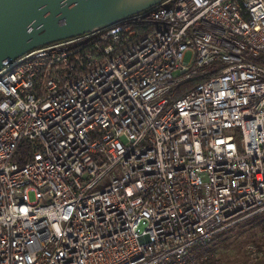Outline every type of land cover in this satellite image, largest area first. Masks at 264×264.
Returning <instances> with one entry per match:
<instances>
[{"label": "built area", "instance_id": "2783aa9c", "mask_svg": "<svg viewBox=\"0 0 264 264\" xmlns=\"http://www.w3.org/2000/svg\"><path fill=\"white\" fill-rule=\"evenodd\" d=\"M263 212L264 0H164L0 71V264H205Z\"/></svg>", "mask_w": 264, "mask_h": 264}, {"label": "water", "instance_id": "95a60500", "mask_svg": "<svg viewBox=\"0 0 264 264\" xmlns=\"http://www.w3.org/2000/svg\"><path fill=\"white\" fill-rule=\"evenodd\" d=\"M124 0H0V71L46 45L94 32L162 3Z\"/></svg>", "mask_w": 264, "mask_h": 264}, {"label": "rangeland", "instance_id": "374dc122", "mask_svg": "<svg viewBox=\"0 0 264 264\" xmlns=\"http://www.w3.org/2000/svg\"><path fill=\"white\" fill-rule=\"evenodd\" d=\"M191 58V53L187 54V61ZM31 200H34L31 194ZM243 222V221H242ZM224 238L227 239L226 244H219L212 241L209 248L212 251L211 257L216 260L217 264H249L254 258V252H264V232L254 224H248L241 227L234 226L226 230ZM205 248H197L196 252H203Z\"/></svg>", "mask_w": 264, "mask_h": 264}, {"label": "trees", "instance_id": "16d2710c", "mask_svg": "<svg viewBox=\"0 0 264 264\" xmlns=\"http://www.w3.org/2000/svg\"><path fill=\"white\" fill-rule=\"evenodd\" d=\"M147 26H150V24L146 23V24H138V30L141 32V33H144L147 29ZM202 80H197L195 82H191V83H188L185 85V87L183 88V91L182 92H186L188 89H191L193 88L195 85H197L198 83H200ZM248 224H254L256 227H259L261 229L262 232H264V212L263 213H259V214H256V215H253L251 216L250 218L244 220L243 222H239L238 224H236L235 226H244V225H248ZM233 232L229 231V232H222L220 234H218L215 238H214V241H217L219 244H226V241L227 239L224 238V236L226 234H231ZM261 254L264 253L262 251H260ZM204 254H207V256L209 257L208 258V261L205 263V264H217L216 263V260L211 257V254H212V251L209 247H205V250L202 252H199V255L200 256H203Z\"/></svg>", "mask_w": 264, "mask_h": 264}, {"label": "bare ground", "instance_id": "6f19581e", "mask_svg": "<svg viewBox=\"0 0 264 264\" xmlns=\"http://www.w3.org/2000/svg\"><path fill=\"white\" fill-rule=\"evenodd\" d=\"M151 0H124L121 3V6H127V5H138L144 2H149Z\"/></svg>", "mask_w": 264, "mask_h": 264}, {"label": "crops", "instance_id": "0c3cea01", "mask_svg": "<svg viewBox=\"0 0 264 264\" xmlns=\"http://www.w3.org/2000/svg\"><path fill=\"white\" fill-rule=\"evenodd\" d=\"M249 264H264V253L260 254L255 259H252Z\"/></svg>", "mask_w": 264, "mask_h": 264}]
</instances>
